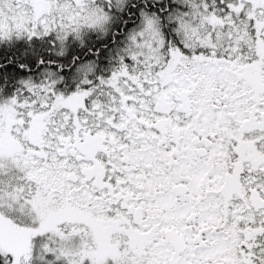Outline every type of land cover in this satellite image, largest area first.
Returning a JSON list of instances; mask_svg holds the SVG:
<instances>
[{
  "label": "snow or ice",
  "instance_id": "snow-or-ice-1",
  "mask_svg": "<svg viewBox=\"0 0 264 264\" xmlns=\"http://www.w3.org/2000/svg\"><path fill=\"white\" fill-rule=\"evenodd\" d=\"M0 264H264V0H0Z\"/></svg>",
  "mask_w": 264,
  "mask_h": 264
}]
</instances>
